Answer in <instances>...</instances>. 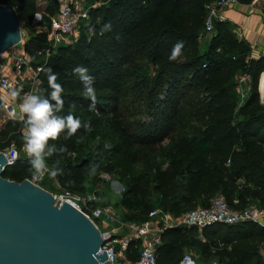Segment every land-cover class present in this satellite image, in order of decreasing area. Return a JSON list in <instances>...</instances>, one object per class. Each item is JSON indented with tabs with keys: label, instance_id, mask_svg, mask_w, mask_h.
<instances>
[{
	"label": "trees",
	"instance_id": "obj_1",
	"mask_svg": "<svg viewBox=\"0 0 264 264\" xmlns=\"http://www.w3.org/2000/svg\"><path fill=\"white\" fill-rule=\"evenodd\" d=\"M86 1L100 5L90 8L87 21L80 22V35L74 43L50 49L45 31L24 41V50L33 64L43 67L39 94L47 96L51 91L46 75V69L51 68L59 74L57 83L64 88V107L58 115L71 113L82 123L101 127L108 113L107 104H117L123 97L143 92L149 107L147 112L155 124L153 129L158 131L150 133L149 137L134 136L129 125L127 128L116 125L119 133L129 138L127 150L130 152L135 144L146 146L154 141L156 134L167 136L178 126L190 131L182 139L191 157L189 195L171 203L172 208H164V212L180 216L197 207L195 198L212 197L201 205L207 207L218 194H223L238 209L253 205L252 201L264 207V107L258 96L264 55L253 57L252 46L235 35L227 20L217 21L206 52L199 53L202 29H191L182 18L190 10V15L199 14L205 25V0ZM253 2L239 0L244 5ZM0 4L10 6L20 23H31L38 13L42 14V19L51 21L58 11V0H0ZM262 8L264 13V0ZM106 23H111V30L101 34ZM180 41L184 44L181 56L169 61L173 46ZM48 49L51 53L46 57ZM77 65L86 67L95 78L97 103L94 111H89L91 101L83 95V85L73 73ZM151 66L156 68L154 77L150 74ZM239 72L254 80V93L240 108L243 118L235 122ZM189 92L197 94L194 100L202 93L207 96L202 97L198 105L195 101L197 107L195 104L181 107V100ZM164 93L165 98L160 99ZM101 100L107 103L102 104ZM2 108L0 93V110ZM160 116L165 120L157 121ZM144 125L133 129L137 133ZM21 129V122L8 119L0 130V151L12 144L23 147ZM88 134L81 128L70 138H65L66 132H62L57 140L49 141L57 148L66 146L73 153L47 158L53 168L63 170L62 175L56 176L60 185L72 191L82 188L84 168L90 162L84 153ZM28 161L29 157H20L13 165H8L1 176L18 182L31 179ZM184 161L173 156L171 171L175 173L185 168ZM106 171L112 172L111 167ZM158 178L162 179L157 174L154 179ZM150 181L149 176L134 178L132 187L124 195L125 204L129 206L127 198L139 196L141 189L138 188L144 189ZM234 199L237 200L235 204ZM152 210L147 208L146 218ZM140 245V240L129 242L126 254L130 262L140 259ZM187 248L201 253L203 262L199 264H214L210 261L213 257L217 259L216 264H264V227L246 220L233 224L215 223L202 231L195 226L166 228L157 246L156 264H179Z\"/></svg>",
	"mask_w": 264,
	"mask_h": 264
},
{
	"label": "rangeland",
	"instance_id": "obj_2",
	"mask_svg": "<svg viewBox=\"0 0 264 264\" xmlns=\"http://www.w3.org/2000/svg\"><path fill=\"white\" fill-rule=\"evenodd\" d=\"M215 1L216 0H205V7L203 10L204 17L208 14V5L213 4ZM76 2L82 4L83 7H96L100 5L99 3L91 4L86 0H76ZM262 6L263 0H255L252 4L248 5V11L251 15H256L258 18L261 17V21L264 24ZM233 8L234 6L224 11ZM182 19L191 29L198 30L199 27L202 29L198 40V51L199 53H205L213 35L206 33V27L203 23V19L201 20V16H199V14L191 16L189 10ZM34 20L35 21L31 23L25 21L20 23L24 33V41L39 31L47 32L49 29L50 21L47 19L39 20V18H34ZM227 21L229 22L231 30L239 39L246 40L251 46H255L254 50L258 51V53H255L256 55L264 51L259 42L256 43L252 41L253 36L257 34L256 28L250 27V25L245 24V22L243 23L232 18H227ZM80 30L79 26V35ZM262 47H264V45H262ZM10 54L11 49L3 53L0 57L5 58ZM150 68V74L154 77L156 68L154 66ZM259 85V101L261 106L264 107ZM237 89L238 107L235 122L244 116L240 113V108L246 103L249 97L253 95L254 80L249 75L239 72L237 74ZM196 95L197 94L194 92H189L181 100L182 103L180 106L182 107L184 105V107H186L188 104L193 105L195 101H197L196 104L198 105V103L200 104L203 101L204 98L202 97L207 96V93L198 95L197 99L194 100ZM143 97L144 93L138 91V93L132 97L127 96L121 98V101L117 104H107L109 105L108 113H106V117L103 118L102 126L91 127V131H89L87 139H85L84 153L86 157L90 159V162L84 168L85 173L82 188L79 191H74L76 195L81 196L82 199L86 201L87 207L90 210L100 207L107 212L97 221L101 230L114 231V237L116 239H127L129 242L132 240H140L141 245L138 247L139 255H141L145 243L150 237L149 233H141L144 223L151 219L145 217L147 208L151 207L153 210L157 209L162 211H164V208L171 209V203L179 201L183 195H189L188 187L191 181L190 172H188V164L190 163L191 157L189 156L186 144L182 140L185 135L191 132L185 130V128L178 126L164 137L156 134L157 136L152 143L146 146L135 144V147L131 150L132 152L127 150V141H129V138L120 134L119 130L116 129V125H121L125 128L129 125L128 129L134 133V136L141 134V137H149L154 134L153 132L158 131V129L155 131L153 129L155 124L153 123V119H151L152 117L147 112L149 107ZM159 98L164 99L165 93L161 94ZM101 102L102 104L107 103L104 100H101ZM196 104L194 107H197ZM8 119L5 110L2 108L0 110V130ZM162 120H165V117L161 118L160 116L157 121ZM115 122L117 124H114ZM140 124H145L143 130L138 129L136 133V130L133 128L140 126ZM17 148L20 157H28L23 147ZM173 156H179L181 160H185L184 166L186 169L182 168L173 173L171 171ZM46 162L49 169L52 170L53 167L48 161ZM195 162L197 165V161ZM93 164L98 165L95 172L92 171ZM110 167L112 172L106 171L107 168ZM157 174L162 179H154ZM141 176H149L151 179L150 184L146 185L144 189L138 188L141 189L139 196L127 198L128 206L124 202V195L128 189L132 187L134 178ZM38 184L54 194H60L66 189L60 185L56 177H51L48 174L38 179ZM163 188L165 190H163ZM167 193L169 197H165ZM211 198L212 197L208 196L198 199L195 198L194 204L200 207L203 201L210 200ZM233 203H237V200L234 199ZM255 203V201L251 202L253 205ZM126 251L127 250H122L123 260L129 261ZM185 253L191 255L196 264L203 262L201 253L195 248H187ZM210 261L214 264L217 263L215 257L211 258Z\"/></svg>",
	"mask_w": 264,
	"mask_h": 264
},
{
	"label": "water",
	"instance_id": "obj_3",
	"mask_svg": "<svg viewBox=\"0 0 264 264\" xmlns=\"http://www.w3.org/2000/svg\"><path fill=\"white\" fill-rule=\"evenodd\" d=\"M23 41L17 15L0 4V55ZM8 163L0 151V264H112L93 220L30 179L2 177Z\"/></svg>",
	"mask_w": 264,
	"mask_h": 264
},
{
	"label": "built area",
	"instance_id": "obj_4",
	"mask_svg": "<svg viewBox=\"0 0 264 264\" xmlns=\"http://www.w3.org/2000/svg\"><path fill=\"white\" fill-rule=\"evenodd\" d=\"M237 4H239V0H216L213 4H209L205 21L206 33L214 35L215 25L212 24L211 20L213 15L217 17V21H225L227 18L223 15V11ZM92 7H83L76 0H58V11L51 17L47 30L50 49L74 43L79 37L80 22L89 18V10ZM35 18L42 20V14H36ZM50 49L46 51V57H49ZM254 49L255 46L253 45L252 51ZM42 68V65H33L31 59L27 57L24 41L13 47L10 55L5 58L0 57V93L3 98V109L9 119H13L11 113L14 111L19 116V104L24 94L40 93ZM12 92H19V96L13 99ZM4 152L8 157V165H13L20 158L19 150L14 144ZM30 180L38 184V180L33 177ZM55 195L62 201H67L81 210L101 230L97 221L107 213L104 209L97 207L90 210L81 196L67 188L62 193ZM149 218L151 219L144 223L141 233H149L150 237L147 239L137 262L123 260L122 250L128 249L129 240L116 239L114 231L101 230L104 244L99 249V253L106 251L107 260L112 264H156L157 246L161 242V233L166 228L195 226L202 231L215 223L233 224L246 220L256 222L264 227V207L250 205L244 209H238L233 207L223 194H218L207 207H196L180 216L154 209L149 213ZM179 264H196V262L191 255L185 253Z\"/></svg>",
	"mask_w": 264,
	"mask_h": 264
},
{
	"label": "clouds",
	"instance_id": "obj_5",
	"mask_svg": "<svg viewBox=\"0 0 264 264\" xmlns=\"http://www.w3.org/2000/svg\"><path fill=\"white\" fill-rule=\"evenodd\" d=\"M111 27V23H106L101 29V34L110 31ZM183 48V42H177L168 57L169 61H176L181 56ZM73 73L78 75L83 85V95L91 101L89 111L96 110L95 78L82 65H77L73 69ZM46 75L51 89L48 95L26 93L19 104V116L16 115L15 111L11 113L14 120L22 123L23 148L29 157V171L32 173L33 178L37 180L43 178L45 174L51 177L63 174V170L59 167L50 170L46 162L47 158L65 152L68 155H73L66 146L57 148L55 144L50 145V140H57L62 132H66L65 138H70L81 128L85 132L91 131L90 122L82 123L80 119L71 113L66 116L58 115L64 107L62 97L64 88L60 83H57L58 73H54L51 68H48L46 69ZM11 95L15 99L19 96V92H12ZM97 167L98 165L93 164L92 171L95 172Z\"/></svg>",
	"mask_w": 264,
	"mask_h": 264
},
{
	"label": "crops",
	"instance_id": "obj_6",
	"mask_svg": "<svg viewBox=\"0 0 264 264\" xmlns=\"http://www.w3.org/2000/svg\"><path fill=\"white\" fill-rule=\"evenodd\" d=\"M223 15L226 18H232L243 23L245 22V24L250 25V27L256 28L257 34L253 36L252 41L256 43L259 42V44H261L262 50H264V47H262V45H264V24L261 21V17L258 18L256 15L254 16L253 14L252 15L250 14V12L248 11V5L239 3V5H234L233 9L224 11ZM255 53H258V51L256 50L253 51V57L256 58L261 55H264V51H262V53H259L257 55ZM27 57L31 59L28 56V54Z\"/></svg>",
	"mask_w": 264,
	"mask_h": 264
},
{
	"label": "bare ground",
	"instance_id": "obj_7",
	"mask_svg": "<svg viewBox=\"0 0 264 264\" xmlns=\"http://www.w3.org/2000/svg\"><path fill=\"white\" fill-rule=\"evenodd\" d=\"M259 87H260V92L262 93V99L264 101V73H263V75H262V77L260 79Z\"/></svg>",
	"mask_w": 264,
	"mask_h": 264
}]
</instances>
